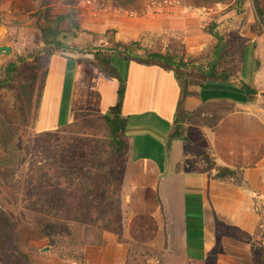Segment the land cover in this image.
Instances as JSON below:
<instances>
[{
	"label": "rangeland",
	"instance_id": "374dc122",
	"mask_svg": "<svg viewBox=\"0 0 264 264\" xmlns=\"http://www.w3.org/2000/svg\"><path fill=\"white\" fill-rule=\"evenodd\" d=\"M211 28L223 36L222 41ZM48 41L63 45V52H100L111 58L119 53L114 49L119 41L130 44L127 54L133 57L170 51L176 62L189 63L182 67L188 71L191 89L199 91L200 111L186 114L187 118L203 124L201 115L211 112L212 125L229 98L247 96L242 85L253 80L256 48L260 83L256 89L261 94L255 100L264 108V0H246L244 12L235 3L209 7L190 0H142L135 8L116 7L113 0H0V44L13 48L11 54L0 55V80L8 77L12 62L20 63L0 86V264H96L119 255L126 245L120 264H217L220 238L239 239L231 226L220 227L221 235L217 229V249L203 263L131 242L126 235L125 201L129 154L113 143L109 128L96 115L51 132L35 129L42 85L41 78L34 85L35 56ZM218 55L221 67L231 69L233 78L199 85L200 67L206 68ZM208 98L218 101L212 104ZM80 139L89 142L93 154L80 167L75 183L62 185L65 207L44 203L38 199L37 181L43 173L49 180L56 171L68 169L73 164L70 147ZM201 149L205 166L219 172L221 166L210 151ZM38 217L49 221L52 235H45ZM258 257L264 262L263 251Z\"/></svg>",
	"mask_w": 264,
	"mask_h": 264
},
{
	"label": "crops",
	"instance_id": "0c3cea01",
	"mask_svg": "<svg viewBox=\"0 0 264 264\" xmlns=\"http://www.w3.org/2000/svg\"><path fill=\"white\" fill-rule=\"evenodd\" d=\"M258 53L256 48L253 80L246 82L254 88L260 85ZM114 55L112 63L127 85L121 109L130 143L127 237L203 263L217 249L219 219L247 230L264 245V108L255 100L261 92L255 98H229L212 125L211 112H203V124L196 123L186 114L200 111L198 89L180 108L183 88L174 70L156 61ZM118 89L119 79L95 55L57 51L49 61L35 129L53 131L82 112L108 113L118 101ZM178 127L181 133L174 135ZM201 148L235 174L217 177L216 167L205 166ZM220 239L217 264H256L249 242L228 235ZM121 248L119 255L94 263L120 264L127 245Z\"/></svg>",
	"mask_w": 264,
	"mask_h": 264
},
{
	"label": "trees",
	"instance_id": "16d2710c",
	"mask_svg": "<svg viewBox=\"0 0 264 264\" xmlns=\"http://www.w3.org/2000/svg\"><path fill=\"white\" fill-rule=\"evenodd\" d=\"M197 6H209L214 7L217 6L220 3H224L226 5H231L233 3L236 4V7L240 10V12H244V5L246 0H190ZM51 3V1H50ZM142 3V0H113V4L116 7L121 8H135L139 4ZM258 10L259 13H262V7L260 4H258ZM210 32L214 34L219 41L223 40V36L216 31L214 28H211ZM130 47V44L118 42L117 47L114 48L116 51H118L121 55L127 57V58H133V56L127 54V50ZM66 51V48H64L63 45L56 41H48V44L43 47L35 57L36 62V69L38 71H34V85L38 84V80H41V94L39 103L37 106V111L40 105V100L43 94V88L44 83L46 81V78L48 76V70H49V61L51 56L57 52V51ZM244 55V50H243ZM219 56V55H218ZM95 57L102 63L104 69L107 71V73L116 76L119 79V89H118V101L116 105L112 106L110 111L114 113V117H112L108 113H101V114H95V113H89V112H82L75 116V119L71 123H78L80 118H84L85 116L89 115H96L98 119L102 120L104 124L107 125L110 131V138L113 140V143L116 144L123 150L125 154L129 153L130 149V143L126 134V124L127 119L122 116L121 109L124 103L125 93H126V81L122 77L121 73L119 72L118 68L112 63V59L110 56H104L102 53L97 52L95 54ZM140 58V57H139ZM221 56L215 57L214 60L208 61L205 66L206 68L200 67V73H199V85L204 86L208 82H227L230 81L233 78V74L231 73V69L222 68L221 67ZM145 61H156L164 65L169 70H174L177 77L180 79L182 84V97L180 100V108H182L185 98L189 96L191 93H194V90L191 89L190 84L191 80H189L187 69H184L182 66H188L189 63L184 62V60H181L179 62L175 61V56L170 51H164V52H152L148 55L146 58H141ZM26 60V57H25ZM19 62H12L8 67L7 75L5 79L0 80V86H3L8 82L10 79V76H12V72L16 71L18 69ZM195 83V81H193ZM242 88L245 89L247 96L250 98H255L256 94L258 93L257 89L252 87L249 83H244L242 85ZM183 110L179 109V115ZM37 115V114H36ZM178 117L176 121L178 120ZM70 124V123H69ZM68 124V125H69ZM66 126V125H65ZM64 127V126H63ZM86 127L85 124H81V128ZM51 132V131H49ZM43 133V132H42ZM181 133L180 127H178L174 133V135H177ZM93 154V150L91 145L88 141L84 139L80 140H74L72 142V145L70 147V155L72 158V162L75 166V171H73V164L68 169H61V171H56V174H54L49 180H47L48 173H43L42 177L37 181V191L39 193L38 199L44 201V203H48L50 206H56L58 208H64L66 205V201L62 198L63 196V187L62 185H73L75 182V179H77L80 175V167L85 165L91 158ZM235 172L230 169L229 167H223L221 166L219 169V172L217 173V177H226V176H233ZM54 178L57 180L55 182ZM59 180V181H58ZM49 181V182H48ZM50 185H55V190H51ZM56 185H61L59 188ZM38 224H43L45 235H52V231L50 230L49 221L45 220V218L38 217L37 218ZM217 226L219 230V235H221L220 227H226L230 225L224 224L221 220H217ZM233 227V226H231ZM49 228V229H48ZM234 234L237 236V238L247 241L251 244L254 250V260L256 264H264L263 261L260 260L258 257V252L263 251L264 252V245L257 240H255L254 236L248 232L247 230L239 227H233ZM131 240V239H130ZM133 244H140L133 240H131ZM22 253L25 255L24 251Z\"/></svg>",
	"mask_w": 264,
	"mask_h": 264
},
{
	"label": "water",
	"instance_id": "95a60500",
	"mask_svg": "<svg viewBox=\"0 0 264 264\" xmlns=\"http://www.w3.org/2000/svg\"><path fill=\"white\" fill-rule=\"evenodd\" d=\"M12 46L8 45V44H0V55L1 54H11L12 53ZM108 114H110L112 117H114V113H112L111 111H108Z\"/></svg>",
	"mask_w": 264,
	"mask_h": 264
},
{
	"label": "built area",
	"instance_id": "2783aa9c",
	"mask_svg": "<svg viewBox=\"0 0 264 264\" xmlns=\"http://www.w3.org/2000/svg\"><path fill=\"white\" fill-rule=\"evenodd\" d=\"M91 2V0H89ZM73 264H91L89 262L86 261H74Z\"/></svg>",
	"mask_w": 264,
	"mask_h": 264
}]
</instances>
